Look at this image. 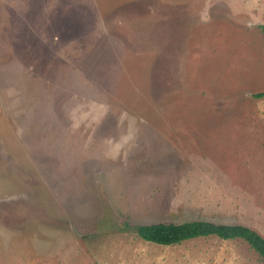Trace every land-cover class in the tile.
Returning <instances> with one entry per match:
<instances>
[{
    "label": "rangeland",
    "instance_id": "374dc122",
    "mask_svg": "<svg viewBox=\"0 0 264 264\" xmlns=\"http://www.w3.org/2000/svg\"><path fill=\"white\" fill-rule=\"evenodd\" d=\"M264 0H0V264H264Z\"/></svg>",
    "mask_w": 264,
    "mask_h": 264
},
{
    "label": "trees",
    "instance_id": "16d2710c",
    "mask_svg": "<svg viewBox=\"0 0 264 264\" xmlns=\"http://www.w3.org/2000/svg\"><path fill=\"white\" fill-rule=\"evenodd\" d=\"M264 34V26H261ZM256 97H264V93ZM135 233L146 242L161 246H176L198 238L215 237L223 241L242 240L247 243L264 262V237L257 231L243 225L214 224L207 221H193L181 224L138 225Z\"/></svg>",
    "mask_w": 264,
    "mask_h": 264
}]
</instances>
